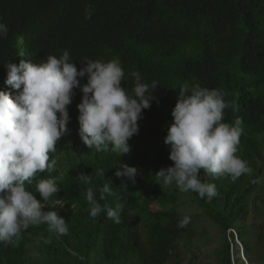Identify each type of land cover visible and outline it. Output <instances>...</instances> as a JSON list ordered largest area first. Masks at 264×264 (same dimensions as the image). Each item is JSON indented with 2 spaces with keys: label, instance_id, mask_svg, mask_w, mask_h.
Segmentation results:
<instances>
[{
  "label": "trees",
  "instance_id": "trees-1",
  "mask_svg": "<svg viewBox=\"0 0 264 264\" xmlns=\"http://www.w3.org/2000/svg\"><path fill=\"white\" fill-rule=\"evenodd\" d=\"M0 23L8 27L0 38V86L6 63L25 58L40 64L64 50L77 68L85 60H118L125 73L121 87L130 95L132 72L157 83L128 154L73 149L61 137L50 153L58 160L55 171L38 172L26 187L39 199L36 183L56 178L59 192L41 203H62L45 210H55L69 231L57 239L46 225L30 226L18 242L0 243V264H197L195 254L206 245L214 248L207 264H244L234 236L249 264H264V0H0ZM78 79L81 86L87 82V76ZM185 82L218 89L230 105L223 122L236 126L239 120L243 130L237 155L251 172L233 182L201 170V180L216 185L211 199L155 178L173 166L163 140ZM81 98L80 88L73 89L72 101ZM121 163L136 168L134 183L114 175ZM80 175L91 176L90 183ZM106 180L115 194L100 200ZM89 187L102 206L123 205L120 224L106 213L89 215ZM192 207L199 213H184ZM184 216L191 220L181 228Z\"/></svg>",
  "mask_w": 264,
  "mask_h": 264
},
{
  "label": "clouds",
  "instance_id": "clouds-1",
  "mask_svg": "<svg viewBox=\"0 0 264 264\" xmlns=\"http://www.w3.org/2000/svg\"><path fill=\"white\" fill-rule=\"evenodd\" d=\"M85 11L86 20L96 25ZM7 34V25L0 23V38ZM33 63L25 58L6 63V76L0 86V243L14 244L30 226L38 225H46L57 239L66 235L69 228L65 219L55 210H45L63 204L41 203L59 192L56 178L49 176L36 183L39 199L26 183L31 185L38 172L55 171L58 160L50 158V153L57 151L56 144L63 136L73 149L79 145L87 152L94 149L97 153L128 154V140L138 133L137 121L142 118V110L150 107L151 93L157 87L156 81L144 83L138 71L132 72L135 84L130 95L121 87L125 73L116 59L85 60L84 66L77 68L64 50L59 58L49 55L37 62L40 64ZM85 76L87 82L81 86L78 78ZM76 88L82 93L80 103L72 101ZM226 107L230 105L218 89L198 84L190 87L187 82L180 86L163 140L170 146L168 158L173 166L156 172L157 182L165 187L175 185L181 193L193 192L201 199H211L218 195L216 185L202 181L201 170L214 179L229 177L233 182L251 172L247 162L237 155L241 122L237 120L236 126L223 122ZM77 116L73 126L66 128L68 121ZM136 174V168L123 163L114 173L133 183ZM97 176L104 178V170L97 169ZM80 179L90 183L91 176L80 175ZM108 181L100 189V200L105 194H115ZM85 199L92 218L106 213L108 219L121 223V203L102 206L91 187ZM190 220L184 216L178 226L186 227Z\"/></svg>",
  "mask_w": 264,
  "mask_h": 264
},
{
  "label": "rangeland",
  "instance_id": "rangeland-1",
  "mask_svg": "<svg viewBox=\"0 0 264 264\" xmlns=\"http://www.w3.org/2000/svg\"><path fill=\"white\" fill-rule=\"evenodd\" d=\"M261 185L264 186V174L262 175V178H261ZM184 213H191V214H197L199 213L198 211H196V209L194 207L190 208V209H185L184 210ZM248 219V218H247ZM254 221H251L249 219V222L248 223H253ZM213 236L217 235V232H214L212 233ZM214 248L210 247L209 245H206V246H203L200 250L199 253H196V260L195 262L197 264H207V259L209 258V255L213 252ZM237 251H238V248H237ZM240 252V251H239Z\"/></svg>",
  "mask_w": 264,
  "mask_h": 264
},
{
  "label": "water",
  "instance_id": "water-1",
  "mask_svg": "<svg viewBox=\"0 0 264 264\" xmlns=\"http://www.w3.org/2000/svg\"><path fill=\"white\" fill-rule=\"evenodd\" d=\"M234 243L236 245V248H238V250L240 251V254H239V257L241 258V260L243 261L244 264H249L245 258H244V255H243V251H242V247L240 245V243L238 242V240L236 239V237L234 236Z\"/></svg>",
  "mask_w": 264,
  "mask_h": 264
}]
</instances>
